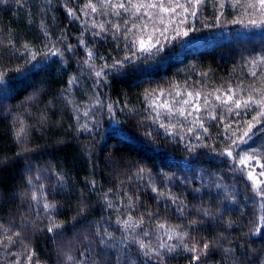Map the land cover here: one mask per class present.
I'll list each match as a JSON object with an SVG mask.
<instances>
[{
  "label": "trees",
  "instance_id": "obj_1",
  "mask_svg": "<svg viewBox=\"0 0 264 264\" xmlns=\"http://www.w3.org/2000/svg\"><path fill=\"white\" fill-rule=\"evenodd\" d=\"M256 3L0 2V264H264V117L234 103L264 96ZM163 15L169 38L142 52ZM158 94L200 123L168 128Z\"/></svg>",
  "mask_w": 264,
  "mask_h": 264
},
{
  "label": "rangeland",
  "instance_id": "obj_2",
  "mask_svg": "<svg viewBox=\"0 0 264 264\" xmlns=\"http://www.w3.org/2000/svg\"><path fill=\"white\" fill-rule=\"evenodd\" d=\"M256 10H258V18H255V21L264 22V7L256 3ZM164 17L165 20L162 19H155L153 24L154 25L146 35L139 36L138 43L140 47V41L143 40L145 42V47H149V51L156 50L158 47H161L169 38L170 33L167 27L173 23L167 20V16L163 15L161 18ZM152 19L154 17H151ZM174 21V20H172ZM172 30V26L170 27ZM146 52V51H142ZM181 101V102H180ZM186 101L183 98L178 96H160L158 94L156 97L150 100V104L153 107L156 115H163L164 116V124L168 127L169 125L172 126H179L181 129L191 128L193 129L194 126L200 123V118H198V111L196 110L199 106L196 105L195 101L190 102L192 105V109L189 108V105H186ZM189 103V102H188ZM180 112H183L184 115H180ZM197 112V113H196ZM169 128V127H168ZM256 178V177H255ZM257 179V178H256Z\"/></svg>",
  "mask_w": 264,
  "mask_h": 264
},
{
  "label": "snow or ice",
  "instance_id": "obj_3",
  "mask_svg": "<svg viewBox=\"0 0 264 264\" xmlns=\"http://www.w3.org/2000/svg\"><path fill=\"white\" fill-rule=\"evenodd\" d=\"M0 2H3V0H0ZM19 2H20V0H17V3H19ZM204 2H205V0H189V3H195L197 5H200V4L204 3ZM258 3L261 5V7H264V0H258ZM150 6L151 7H156L157 5L153 4V5H150ZM85 7H90L92 12H96L97 11L96 6L94 4H91V2L88 5H86ZM113 7H116V8H124L125 5L123 3H118V4L113 5ZM177 7H183V5L177 4ZM164 10L165 11H171L172 9H164ZM68 11H69V15H72V10L69 9ZM185 11H187V9H185ZM195 14H196L195 12L192 13V15H195ZM252 23L255 24L256 22L255 21H252ZM100 27L103 28V25H100ZM117 30H119V29L117 28ZM96 35H99V33H96ZM185 35H187V33H185ZM80 43L83 44L84 41L81 40ZM25 47L27 48V45H25ZM149 47H145V42L143 40L140 41V50L141 51H149ZM69 50L71 51V46H69ZM88 56H89V59L92 58V52L90 50L88 52ZM125 59H127V58H125ZM116 63L119 64L120 61H117ZM105 67H107V65H105ZM113 67H115V65H113ZM95 75L97 77H100L102 75V73L99 72V71H97L95 73ZM253 75H255V73H253ZM0 78H2V74H0ZM70 83H71V81H70ZM217 99H219V97H217ZM228 99L229 100H232L233 98H232V96H229ZM250 101L253 104H258V105L261 106V109L262 110L258 111L257 112V115L252 118L253 121H255L257 124H259V123H261V119L260 118L261 117H264V96H262L261 99L258 100V101L257 100H253L251 97H249V100L243 101V103L240 100H234L235 107L236 108H241L242 106L243 107H248V106H250L249 105V102ZM196 110L199 111V108H197ZM229 111H231V109H229ZM85 115H87V113H85ZM180 115L183 116L184 113L183 112H180ZM200 126L203 127L202 124ZM252 128H253V124L251 122H249L248 123V130L249 131L245 132L244 135L240 137V142H245V138L249 135V133H250V131H251ZM188 131L191 132L192 129L189 128ZM205 131H207V129H205ZM23 132H24V129L21 128L20 131L17 133V136H22ZM236 143H237V141L234 140L233 141V144H236ZM226 154L228 156H232L233 155L232 150H231V146L226 150ZM247 159H251V157H248L247 154H246L244 157H241L240 158V163L241 164H245ZM259 176L264 177V171H261L259 173ZM248 179L253 182L252 183V189H253V192L255 193V195L257 197L264 198V181H260L259 179L254 178L253 173L251 171H249V173H248ZM152 191L153 192H156L157 189L154 187L152 189ZM33 199L34 200L36 199V196L35 195H33ZM52 207H53L52 205H49L47 203H45V205H44L45 210H49ZM262 219H264V218H262ZM130 221H131V217H129V220L124 221V223L127 225V224H129ZM53 227L58 228V227H60V225H54ZM160 227H163V225H160ZM48 231L49 232H52L53 231V228L50 227L48 229ZM256 231L259 232L260 231V228L257 227ZM145 235H147V233H145ZM140 247L141 248H144L145 245L141 244ZM208 247H209L208 244H204L203 245V249H201V251L206 250ZM173 250L174 249L169 248V251L170 252L173 251ZM185 250L186 251H189V252H192V253H196L197 252V247L195 246V244L192 247H190V248L187 245H185ZM145 255H147V253H145ZM191 259L193 261H198L200 259V256L199 255H193Z\"/></svg>",
  "mask_w": 264,
  "mask_h": 264
}]
</instances>
